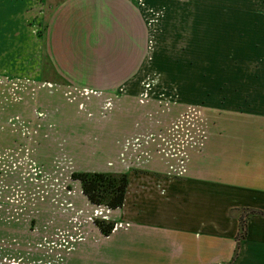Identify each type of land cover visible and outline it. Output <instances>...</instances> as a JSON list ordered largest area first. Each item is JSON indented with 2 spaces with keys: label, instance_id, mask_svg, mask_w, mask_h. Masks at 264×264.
Instances as JSON below:
<instances>
[{
  "label": "crops",
  "instance_id": "crops-1",
  "mask_svg": "<svg viewBox=\"0 0 264 264\" xmlns=\"http://www.w3.org/2000/svg\"><path fill=\"white\" fill-rule=\"evenodd\" d=\"M164 3L60 0L40 38L26 37L25 12L17 3H0V62L6 63L2 66L8 72L15 70L17 83L37 85L27 92L17 87V99L35 101L23 100L16 107L27 124L18 120L22 137L29 126L37 132L40 117L51 113L50 121L56 120L52 100L60 98L56 90L63 85L62 90H71L65 93L68 98H76L82 109L86 103L100 121L76 126L75 131L91 132L87 140L76 141L81 146L113 149L118 173L128 175L123 206L101 217L114 223L110 235L85 222L81 230L64 238L69 251L37 264H230L241 217L249 211L264 213V45L254 43L255 37L244 39V47L258 57L244 61V110L193 103L185 113L184 96L172 109L166 94L154 84L173 83L174 77L152 72L157 17L153 4ZM168 16V12L161 16L159 30L168 27ZM15 54L21 63L12 65L17 62L11 58ZM23 54L34 55L36 62L23 66ZM157 59L162 62L167 56L159 54ZM175 78L202 85L200 76ZM203 90L197 86L182 94L200 97ZM126 100L147 106L143 113L121 110ZM103 106L116 111L114 126H108L107 113H98ZM31 108L37 113L32 121L27 118ZM59 114L69 116L65 109ZM170 115L177 117L176 125L169 124ZM124 116L135 118V124H126ZM186 116L192 117L191 125L185 123ZM125 132L134 135L126 137L124 144L120 137ZM16 142L27 148L34 141ZM35 143L46 145L45 139ZM124 148L127 155L121 156ZM25 162L31 164L24 160L20 164ZM38 243L42 245L41 238ZM233 264H264V215L248 216L247 234Z\"/></svg>",
  "mask_w": 264,
  "mask_h": 264
},
{
  "label": "rangeland",
  "instance_id": "rangeland-1",
  "mask_svg": "<svg viewBox=\"0 0 264 264\" xmlns=\"http://www.w3.org/2000/svg\"><path fill=\"white\" fill-rule=\"evenodd\" d=\"M3 1L17 3L20 11L25 12L22 25L28 31L26 37L40 38L51 10L60 0H0V3ZM163 1V5L153 4L157 17L153 21L152 72L154 75L174 77V81L154 84V87L157 86L166 94L164 96L170 101L172 109L177 107V101L182 102L181 98L184 96L185 113L188 108L195 106L191 105L193 103L202 107L244 110V61L258 59L256 52L244 47V39L253 41L255 37L254 43L264 45V0ZM164 12L169 14L165 21L168 27L159 30V21ZM16 54L11 58L17 59ZM159 54L163 58L166 55L167 59L158 61ZM23 56L26 60L23 66L36 62L34 55ZM20 58L12 65L21 63ZM2 64L6 63L0 62V264H19V259L21 264H37L38 260L49 263L48 260L54 257V253L69 251V244L67 248L63 244L64 238H70L75 230H81L85 222H106L101 217L110 210L87 202L80 182L73 180V175L126 173H118L113 149L97 146L93 148L88 144L81 146L76 141L83 137L87 140L91 135L89 131H75L76 126L88 127L92 121L94 124L100 121L87 108L85 99H81L85 103L82 109L76 98H68L65 93H70L71 90H62L63 85L56 90L60 98L52 100V111H58L56 120L50 121L51 113L50 117L42 116L38 120L37 132L32 131V126H29V131L22 137V129L20 127L17 130V125L18 120L23 123L24 119L18 115L16 107L22 106L23 100L31 104L35 101L26 97L17 99V87L23 86L27 89L19 90L27 92L37 85L17 83L15 79H18V74L14 73L15 70L8 72ZM176 76H190L191 79L200 76L202 85L176 82ZM38 85L44 88V85ZM197 86L205 90L200 97L182 94V91L191 93L194 89L197 90ZM121 103V110L126 108L127 111L137 113H143L147 106L139 100ZM60 109H65L69 116L60 117ZM101 109L103 111L98 110V113H107L108 126H114L118 121L116 111L110 106L105 109L103 106ZM36 114L31 108L27 118L32 121ZM176 118L170 115L169 124L176 125ZM63 119H67V126ZM128 119L129 117L124 118L126 124L135 118ZM132 123L135 124L133 121ZM185 123L191 125L192 117L186 116ZM133 135L125 132L120 140L125 144V138ZM24 138L33 139L34 142L31 146L22 148L16 141H26ZM37 139H45L46 145L36 146ZM51 141H55L54 146H51ZM26 150L28 151L24 154ZM124 155H127L125 148L121 156ZM22 160L31 164H20ZM11 189L14 190L10 191ZM39 238L42 245L38 243Z\"/></svg>",
  "mask_w": 264,
  "mask_h": 264
},
{
  "label": "trees",
  "instance_id": "trees-1",
  "mask_svg": "<svg viewBox=\"0 0 264 264\" xmlns=\"http://www.w3.org/2000/svg\"><path fill=\"white\" fill-rule=\"evenodd\" d=\"M73 180L80 182L81 191L88 202L95 206H105L110 210H116L123 206L128 187L127 174L108 173H76ZM250 214H261L259 211H249L241 217L240 230L236 237V249L230 264H233L238 257L241 242L247 234V218ZM104 236L110 235L114 229L113 222L95 221Z\"/></svg>",
  "mask_w": 264,
  "mask_h": 264
}]
</instances>
